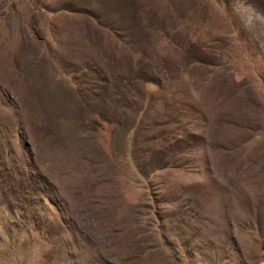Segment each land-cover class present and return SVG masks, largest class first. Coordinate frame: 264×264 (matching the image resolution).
<instances>
[{"label": "rangeland", "instance_id": "rangeland-1", "mask_svg": "<svg viewBox=\"0 0 264 264\" xmlns=\"http://www.w3.org/2000/svg\"><path fill=\"white\" fill-rule=\"evenodd\" d=\"M0 264H264V0H0Z\"/></svg>", "mask_w": 264, "mask_h": 264}]
</instances>
